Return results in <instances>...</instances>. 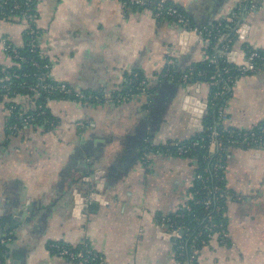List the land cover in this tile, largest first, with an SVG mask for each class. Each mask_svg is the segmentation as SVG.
Returning <instances> with one entry per match:
<instances>
[{
	"label": "crops",
	"instance_id": "1",
	"mask_svg": "<svg viewBox=\"0 0 264 264\" xmlns=\"http://www.w3.org/2000/svg\"><path fill=\"white\" fill-rule=\"evenodd\" d=\"M166 1L190 28L120 0H33L49 79L92 99L49 100V127L11 122L0 100V264H72L55 244L88 247L93 264H183L160 222L188 202L198 167L168 146L201 132L208 110L209 85L179 77L206 58L209 42L193 29L232 19L226 58L243 61L246 47L264 52V0ZM27 25L0 17V81L14 64L5 44L24 47ZM133 76L153 89L133 91ZM221 108L224 127L263 126L264 67L238 76ZM224 159L227 236L201 247L196 264H264V149L236 145Z\"/></svg>",
	"mask_w": 264,
	"mask_h": 264
},
{
	"label": "built area",
	"instance_id": "2",
	"mask_svg": "<svg viewBox=\"0 0 264 264\" xmlns=\"http://www.w3.org/2000/svg\"><path fill=\"white\" fill-rule=\"evenodd\" d=\"M120 1L126 6L150 7L156 17L171 19L182 27L190 28L187 16L180 9L169 4L166 0ZM4 5H6V0L0 3V17L7 18L18 14L22 16L28 23L25 32L26 41L24 47L27 48L29 53L36 52L37 31L31 24L35 18L32 0H24L22 3L13 1L9 8ZM254 5L255 4H251V7H255ZM232 21L233 20L230 19V24L226 26L232 25ZM262 21L264 22V16ZM221 27L222 23H218L211 28L203 30L193 29L194 31H199L198 33H201L205 41H208L210 36H213L216 40H223L222 47L218 53L216 52L215 55H211L209 58L206 56V59H208L211 64L215 65L214 73L210 78L212 81L207 83L210 88L211 86L215 88L212 93L213 97L228 93L238 76L255 73L264 67V53L251 48H245L243 61L229 62L226 56L231 48L232 39L221 32ZM232 30L233 34L237 32L235 27ZM4 49L13 60L21 63L29 61L30 64L39 71L37 82L34 85H29L27 89L34 93L40 92L45 94L46 96L44 98L47 102L50 100L47 97L51 94L59 95V99L66 97L67 99L71 98L82 102L92 99L90 95L74 91L65 84L51 81L48 77V64L45 62L40 63L34 58L24 56L18 50L21 48L5 44ZM219 58L227 60L232 67H219V65H217V60ZM204 74L205 73L201 70L196 72L193 67L190 66L183 74H180L179 77L183 82H196L198 80L194 79L200 78ZM6 75H8L7 70ZM15 77L17 76L15 75ZM169 77H171V75H169ZM131 81L135 83L137 77L133 76ZM136 89L146 92L145 82L141 81L137 83ZM9 90L10 88L8 85L4 83L0 84V97L9 102L8 110L11 115L14 114L19 117V122L36 124V118L46 113L45 107H47V102L45 105L36 104V102L32 100V107L25 110L14 101L15 98L19 96V93H10ZM213 97L209 102L213 100ZM218 118L219 120L226 119L222 108L218 111ZM46 124L48 125V122L44 123L45 126ZM221 132L222 131L216 128L211 129L208 134V143L206 145L201 144L199 141H191L188 144H184L181 141H174L168 146V150L178 156L189 155L193 151L201 148L205 150V153L200 155V160L202 159L205 166L195 172V184H192L188 202L172 214L161 218L160 222L161 226L169 231L173 239L175 254L178 258L183 260V264H196L201 247L206 246L213 238H217L220 243H223L227 236L226 224L222 221L216 223L213 220L215 215H220L225 218V205L231 197V193L227 189L226 183H224L226 165L224 161L221 160V157L223 152H226V147L224 148L222 145ZM227 138L231 145L236 144L245 148L264 149V126L260 127L258 131L254 130V128L245 131L236 128H228ZM190 203L200 205L203 208V212L199 214L192 212ZM201 214L203 215L202 217ZM188 215L192 220L190 223H187L185 220ZM8 240L9 238H0V250L4 249V245ZM53 250L58 255L69 259L72 264H93L98 260V257L88 247L71 248L55 244L53 245Z\"/></svg>",
	"mask_w": 264,
	"mask_h": 264
},
{
	"label": "trees",
	"instance_id": "3",
	"mask_svg": "<svg viewBox=\"0 0 264 264\" xmlns=\"http://www.w3.org/2000/svg\"><path fill=\"white\" fill-rule=\"evenodd\" d=\"M2 1L3 0H0V3ZM13 1H17L19 3H22L24 0H6V5H4V6L9 8V6H11ZM32 3H33V0H32ZM226 25L227 24L222 23L221 32L223 34L229 35V38L232 39V42H233L234 41V36H233L234 34H233L232 29L235 26H232V25L226 26ZM215 41H216V39L213 36H210L208 38L209 47L206 48V53H207L206 56H208V58H209V56L216 54V51L214 48ZM222 44H223V42H222ZM246 48H249V47H246ZM18 50L20 51L21 54H23L24 56H26L28 58H34L35 60H38L40 63L44 62L39 57V54L37 51L34 53H29L27 51L26 47H22L21 49H18ZM13 63H14L13 66L7 69L8 75H3V77H2L3 79L0 81V84L4 83V84L8 85L10 88V90H9L10 93L14 92V93H19V95H21V96H28L33 101H35L36 104H44L45 105V103L47 102L46 99L44 98L46 96L45 94L40 93V92L34 93V92L27 89V87L29 85H34L37 82V77H38L39 71L35 67H33L29 61L21 63L19 61L14 60ZM217 65H219V67H223V66L229 67V68L232 67V65L229 64L227 62V60L220 59V58L217 60ZM190 66H192L196 72L201 70L203 73H205L200 78H195L194 80H198L199 82H204V83H210L212 81L210 78L214 73L215 65L211 64L208 61V59L205 58L202 61L195 63V64H192ZM15 75L17 77H15ZM6 77H7V79H6ZM141 81L145 82L146 91L150 92L153 89V88H151L149 82L145 81L144 79H142L140 77V78H137V81L135 83L134 82L131 83L132 84L131 88L133 89V91H138L136 89L137 83H139ZM214 90H215V88L211 86L209 100L212 99V97H213L212 93ZM228 93H224L220 96L213 97V100L211 102H209V104H208L207 113L204 116L203 121H202L203 130L201 132L195 134L194 136H192L189 140L181 141L182 143L188 144L191 141H199L201 144L206 145L208 143L209 131L213 128H216L219 131H222L221 132L222 133V145L224 148L226 147V152L230 147L236 146V144L231 145L228 142V138H227L228 127H224L222 124H220L218 122V111L222 107V104H223L225 98L227 97ZM47 98L50 100L59 99V95L51 94ZM63 99H67V98L64 97ZM0 100H1V97H0ZM45 112L46 113L44 115L38 116L36 118L35 123L45 126L44 123L48 122V125L46 124V126L49 127L50 125L53 124V120L49 114L47 107H45ZM11 118H12L11 122H15V123L18 122L19 123V117L18 116L13 114L11 116ZM260 127H262V126H260ZM260 127H256V128H254V130L258 131L260 129ZM226 152L224 151L223 155L221 157V160L224 161V163H225V159L223 157L225 156ZM203 153H205V150L203 148H201V149H197L196 151H193L191 154L186 155L184 157L195 159L197 162V165H198V168L196 171H199L200 168L205 166V163L202 162V159L200 160V155H202ZM224 183H226L225 178H224ZM193 184H195L194 181H193ZM190 205H191V211L192 212L197 213V214L203 212V208L200 205H196V204H192V203H190ZM202 216L203 215L201 214V217ZM201 219H203V218H201ZM185 220L187 223L192 222L191 217L189 215L186 216ZM213 220L216 223L222 221L224 224H226L225 218L221 217L220 215H215ZM2 254H3V250H0V261L2 258Z\"/></svg>",
	"mask_w": 264,
	"mask_h": 264
},
{
	"label": "water",
	"instance_id": "4",
	"mask_svg": "<svg viewBox=\"0 0 264 264\" xmlns=\"http://www.w3.org/2000/svg\"><path fill=\"white\" fill-rule=\"evenodd\" d=\"M229 59V58H228ZM91 198H92V196H91Z\"/></svg>",
	"mask_w": 264,
	"mask_h": 264
}]
</instances>
